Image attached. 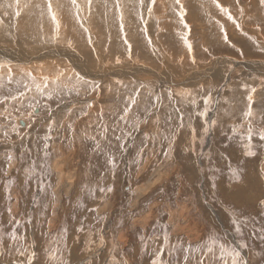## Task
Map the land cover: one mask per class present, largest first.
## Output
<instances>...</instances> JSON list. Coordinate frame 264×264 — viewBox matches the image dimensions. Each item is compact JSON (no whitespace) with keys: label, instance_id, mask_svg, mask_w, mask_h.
Segmentation results:
<instances>
[{"label":"rangeland","instance_id":"374dc122","mask_svg":"<svg viewBox=\"0 0 264 264\" xmlns=\"http://www.w3.org/2000/svg\"><path fill=\"white\" fill-rule=\"evenodd\" d=\"M1 52L0 264H264V0H0Z\"/></svg>","mask_w":264,"mask_h":264},{"label":"bare ground","instance_id":"6f19581e","mask_svg":"<svg viewBox=\"0 0 264 264\" xmlns=\"http://www.w3.org/2000/svg\"><path fill=\"white\" fill-rule=\"evenodd\" d=\"M20 1V0H19ZM39 3V2H38ZM14 10V9H13ZM67 10V9H66ZM69 16V15H68ZM64 17V16H63ZM31 19V18H30ZM29 21V18L28 19H25V21ZM66 20V19H65ZM30 22V21H29ZM33 22V21H32ZM66 22V21H65ZM73 22V21H72ZM28 22H26V24H27ZM34 23V22H33ZM67 23V22H66ZM25 24V23H24ZM31 24V23H30ZM34 25H36L35 23H34ZM66 25V24H65ZM28 26V25H27ZM37 26V25H36ZM23 27V26H22ZM25 27V26H24ZM23 27V28H24ZM67 27V26H66ZM34 28H35V26H34ZM25 29H26V27H25ZM37 29V28H36ZM210 29V28H209ZM211 30V29H210ZM33 31H35V30H33ZM68 31V30H67ZM73 31V30H72ZM78 31V30H77ZM85 43V42H84ZM1 55H5L6 53H4V52H1L0 53ZM17 55V54H16ZM18 56V55H17ZM34 57V56H33ZM70 57V56H69ZM21 58V57H20ZM19 58V59H20ZM78 58V57H77ZM86 63H88L89 62V55L88 56H86ZM28 59H32V58H24V57H22L21 58V60H28ZM70 59V58H69ZM17 60V59H16ZM77 60V59H76ZM76 60H73V61H75L76 62ZM92 60V59H91ZM43 61V60H42ZM257 63V62H256ZM77 64V63H76ZM89 64V63H88ZM254 64H255V62H254ZM253 64V65H254ZM78 67H79V69H80V67H81V64H80V62L78 63V65H77ZM83 66V65H82ZM144 67V66H143ZM217 67H219L220 68V66H217ZM250 68L251 66H249V65H247V68ZM134 68H136V67H134ZM219 68H218V71L214 74L215 76L217 75V74H221L220 73V70H219ZM252 68V67H251ZM254 68L256 69V70H258V69H260L261 71H264V66L263 65H259V66H254ZM86 69V66L85 67H83L82 68V72H84V73H86V74H88L89 75V67L87 68V71L85 70ZM167 69V68H166ZM170 69V68H169ZM135 70V69H134ZM151 70V69H150ZM222 70V69H221ZM168 71V70H167ZM216 71V70H215ZM151 72V71H150ZM170 72V71H169ZM127 73H128V71H127ZM138 73V72H137ZM155 73V72H154ZM158 75H159V72H158ZM163 75H165V73L163 74ZM162 76V75H161ZM176 76V75H175ZM204 76H206V75H204ZM168 77V76H167ZM170 77H173V76H171L170 75ZM183 77V76H182ZM207 77V76H206ZM218 77V76H217ZM130 78V77H129ZM166 78V77H165ZM136 79V78H135ZM163 80H165V79H163ZM163 80H162V82H163ZM190 81V80H189ZM263 99V98H262ZM264 105V104H263ZM264 108V107H263ZM55 168L59 171V185H58V187H57V189H56V195H57V201H59L60 199H61V191L62 190H64V189H69L70 188V186L72 185V182H73V177L72 176H69V175H66V174H62L63 173V170H62V172H61V164H60V162H56L55 164ZM147 189V188H146ZM144 189L143 190H141V193L142 194H144ZM141 194V195H142ZM140 196V195H139ZM56 200V199H55ZM57 201H56V204H57ZM60 203V202H59ZM104 207V206H103ZM170 207V206H169ZM57 208H59V205L57 204V206L55 207V209H56V211H57ZM175 212V211H174ZM182 213V212H181ZM53 217V216H52ZM107 217V216H106ZM56 219V218H55ZM146 219H148V218H146ZM51 223L54 225V221H52L51 220ZM179 228H181V227H179ZM185 228V227H184ZM146 229V228H145ZM120 231V230H119ZM148 231V230H147ZM121 236H120V239H122L123 237L125 238V236L123 235V233L121 232ZM116 235V234H115ZM194 235V234H193ZM123 238V239H124ZM73 239V238H72ZM121 242V241H120ZM122 243V242H121ZM20 261V260H19ZM18 262V261H17ZM13 264H17V263H15V261L14 262H12ZM2 264V263H1ZM10 264V263H9ZM21 264V263H20Z\"/></svg>","mask_w":264,"mask_h":264}]
</instances>
